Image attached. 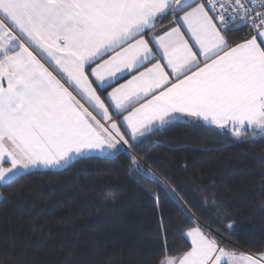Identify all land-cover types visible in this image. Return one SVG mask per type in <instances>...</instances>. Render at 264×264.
<instances>
[{
	"label": "snow or ice",
	"instance_id": "1",
	"mask_svg": "<svg viewBox=\"0 0 264 264\" xmlns=\"http://www.w3.org/2000/svg\"><path fill=\"white\" fill-rule=\"evenodd\" d=\"M201 121L238 143L264 140V0H0V187L32 171L126 155L133 179L160 185L191 218L149 163L167 145L137 149L155 133ZM186 237L188 250L177 257L165 248L157 264H264V251L221 247L199 226Z\"/></svg>",
	"mask_w": 264,
	"mask_h": 264
},
{
	"label": "trees",
	"instance_id": "2",
	"mask_svg": "<svg viewBox=\"0 0 264 264\" xmlns=\"http://www.w3.org/2000/svg\"><path fill=\"white\" fill-rule=\"evenodd\" d=\"M156 140L167 146L154 148L149 163L191 218L160 185L133 179L126 155L77 160L0 187V264H157L165 248L175 256L188 248L194 225L264 251V140L238 143L201 121L155 133L137 151Z\"/></svg>",
	"mask_w": 264,
	"mask_h": 264
},
{
	"label": "crops",
	"instance_id": "3",
	"mask_svg": "<svg viewBox=\"0 0 264 264\" xmlns=\"http://www.w3.org/2000/svg\"><path fill=\"white\" fill-rule=\"evenodd\" d=\"M172 23H173V19L170 17L169 19L164 20L162 23L157 24L156 28L153 29V31L156 32V33H159L162 29L168 27V26H169L170 24H172ZM233 40H234V39H233ZM233 40H232V41L230 40V43H239V42H241L243 39L239 40L238 42H235V41H233ZM45 63H47V62L45 61ZM146 66H150V65H146ZM49 67H50L51 70L55 71V69H52V68H51V65H49ZM141 70H143V69H141ZM133 74H135V73H133ZM57 75H59V74L57 73ZM130 78H131V75H125L122 79L118 80L116 83H113V84L111 85V87H109V88L107 89V92H111V91H112V88L117 87L118 84H120V83H125L126 80H128V79H130ZM61 79L63 80L62 77H61ZM70 90H73L74 95H77V98H78V99H81V102H82V103H85V106H86V107H89V111H92L93 114H94V115H97V118L100 119V116L95 112V110L92 109V108L86 103V101H84V100H83V99H82V98H81V97L75 92L74 89H71V88H70ZM97 90H98V92H100V89H99V88H98ZM100 95H101V98L104 99L105 104L108 105V107H109V111H110V113L112 114L113 119H115V120L117 121V123L120 124L121 130L123 131V130H124V125H123V123H121V117H120V116H117L116 112H115L114 109H113V105H112V104L109 102V100L106 98V93H105V92H100ZM141 102H143V101H141ZM138 106H139V104H134V105L130 106V107L127 109V111H131L133 107H138ZM127 111H125V112L123 113V115H127ZM125 134L127 135V133H125ZM5 166L7 167L8 165L5 164ZM48 170H55V169H48ZM232 244H233V243H232ZM233 245H234V244H233ZM234 246H235V245H234ZM235 247H236V246H235ZM236 248H238V247H236ZM242 251H244V250H242ZM244 252H247V251H244Z\"/></svg>",
	"mask_w": 264,
	"mask_h": 264
},
{
	"label": "rangeland",
	"instance_id": "4",
	"mask_svg": "<svg viewBox=\"0 0 264 264\" xmlns=\"http://www.w3.org/2000/svg\"><path fill=\"white\" fill-rule=\"evenodd\" d=\"M0 183H2V182H0ZM0 197H1V193H0ZM194 226H199V227H201V229L206 233V234H210L212 237H214V238H216L217 240H218V242H219V244H220V246L221 247H225V248H227V249H229V250H234V251H237V252H240V251H242V249H240V248H236L232 243H231V240L229 239V237L227 236V235H222V234H220V233H218V234H215V233H212L210 230H208V229H206V228H204L203 226H201V225H194ZM194 226H192V227H194ZM187 232V231H186ZM185 235H186V233H185ZM186 239H187V241H188V248L186 249V250H188L189 248H190V240L186 237ZM185 250V251H186ZM184 252V251H183ZM183 252H181L180 254H182ZM244 252V251H243ZM180 254H178V255H176L177 257L180 255Z\"/></svg>",
	"mask_w": 264,
	"mask_h": 264
},
{
	"label": "built area",
	"instance_id": "5",
	"mask_svg": "<svg viewBox=\"0 0 264 264\" xmlns=\"http://www.w3.org/2000/svg\"><path fill=\"white\" fill-rule=\"evenodd\" d=\"M248 30V29H247Z\"/></svg>",
	"mask_w": 264,
	"mask_h": 264
}]
</instances>
